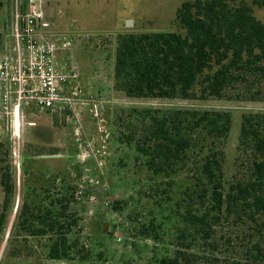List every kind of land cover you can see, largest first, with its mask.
<instances>
[{"label":"rangeland","instance_id":"1","mask_svg":"<svg viewBox=\"0 0 264 264\" xmlns=\"http://www.w3.org/2000/svg\"><path fill=\"white\" fill-rule=\"evenodd\" d=\"M22 1L25 0H0V60L12 45L13 23ZM183 1L37 2L50 22L51 38L59 44L58 62L78 68L77 80L88 93L98 99L117 98L118 102L105 105L102 122L99 117L91 118L90 106L85 105L82 110L86 124L79 136L75 123L65 114L40 112L38 117L27 112L26 121L35 120L36 124L25 125L18 157L13 153L7 118L0 113V203L4 201L5 184L13 185L0 234V264H150L155 257L174 253L178 228L184 225L180 212H184L189 200L196 198V189L201 192L202 184L192 164L169 176L148 169L145 155L135 148L143 124L133 108L228 110L232 124L225 145V178L230 182L242 175L244 167L237 161L242 115L264 112V101L129 98L114 89L118 36L127 32L182 30L175 15ZM244 1L264 21V0H259L260 4ZM127 19L132 24H127ZM1 90L0 82V94ZM90 145L107 147L108 153L88 158L77 155ZM68 186L74 192L70 206L79 218V236L88 255L85 260L50 259L49 235H31L19 226L25 200L32 206L47 208L53 198L66 194ZM152 221L160 225L158 240L139 235L140 227ZM222 232L215 252V257L222 259L245 257L244 251L259 238L247 224L233 226L230 222ZM197 252L196 259L206 264L211 257L209 246L200 244Z\"/></svg>","mask_w":264,"mask_h":264},{"label":"trees","instance_id":"2","mask_svg":"<svg viewBox=\"0 0 264 264\" xmlns=\"http://www.w3.org/2000/svg\"><path fill=\"white\" fill-rule=\"evenodd\" d=\"M175 20L182 30L118 36L114 89L131 98L264 101V21L251 4L185 0ZM132 111L142 117V136L135 148L145 155L148 169L169 176L192 164L202 184L201 192L196 189V198L180 212L184 225L178 228L174 253L155 257L150 264H201L196 259L200 244L209 246L206 264H264V112L242 115L237 161L244 172L227 182L225 145L232 124L228 110ZM12 193L13 185L5 184L0 234ZM73 199L68 186L66 194L53 198L47 208L26 200L21 207L19 226L31 235H49L50 259L88 257L79 236V218L70 206ZM230 222L247 224L255 237L259 235L244 251L245 257H215L218 238ZM158 227L154 221L143 224L139 235L158 240Z\"/></svg>","mask_w":264,"mask_h":264},{"label":"built area","instance_id":"3","mask_svg":"<svg viewBox=\"0 0 264 264\" xmlns=\"http://www.w3.org/2000/svg\"><path fill=\"white\" fill-rule=\"evenodd\" d=\"M38 1L21 2L11 32L12 45L0 60V113L7 118L17 157L25 125L36 124L35 120L26 121L27 112L59 113L78 119L84 105H89V114L99 117V122L104 120L100 112L106 101L84 90L77 80L79 73L75 65L58 62L60 47L51 38L50 22ZM107 153V147L90 145L77 155L88 158Z\"/></svg>","mask_w":264,"mask_h":264},{"label":"crops","instance_id":"4","mask_svg":"<svg viewBox=\"0 0 264 264\" xmlns=\"http://www.w3.org/2000/svg\"><path fill=\"white\" fill-rule=\"evenodd\" d=\"M124 96L127 97L126 95H124ZM129 98H131V97H129ZM102 100H103V101H106V102H105L104 105L102 106V111L100 112L101 115H103L104 110H105V105H106L107 103H111V104H112V103H115V101L118 102L117 98H116V99H115V98H112V99L109 100L107 97H103ZM125 103H126V102H125ZM84 106H85V105H84ZM87 106H89V105H87ZM82 109H83V108H82ZM103 109H104V110H103ZM33 115H35V114H33ZM37 116H38V117L40 116L39 113H37ZM91 118H94V117L91 116ZM71 119H72L71 122L75 123V126H76V135L79 136V135H80V129H83L84 125L86 124V121H85L84 116H83V110H82V112L80 113L78 119H73V118H71ZM103 119H104V117H103ZM52 124H53V123L51 122V126L53 127Z\"/></svg>","mask_w":264,"mask_h":264},{"label":"water","instance_id":"5","mask_svg":"<svg viewBox=\"0 0 264 264\" xmlns=\"http://www.w3.org/2000/svg\"><path fill=\"white\" fill-rule=\"evenodd\" d=\"M127 24H132V20L131 19H127Z\"/></svg>","mask_w":264,"mask_h":264}]
</instances>
